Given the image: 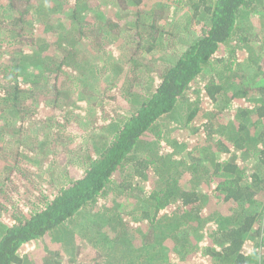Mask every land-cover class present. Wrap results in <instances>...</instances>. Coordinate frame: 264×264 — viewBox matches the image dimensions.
I'll return each instance as SVG.
<instances>
[{
	"label": "trees",
	"instance_id": "obj_1",
	"mask_svg": "<svg viewBox=\"0 0 264 264\" xmlns=\"http://www.w3.org/2000/svg\"><path fill=\"white\" fill-rule=\"evenodd\" d=\"M257 44L264 0H0V264H264Z\"/></svg>",
	"mask_w": 264,
	"mask_h": 264
},
{
	"label": "rangeland",
	"instance_id": "obj_2",
	"mask_svg": "<svg viewBox=\"0 0 264 264\" xmlns=\"http://www.w3.org/2000/svg\"><path fill=\"white\" fill-rule=\"evenodd\" d=\"M258 22L259 21V15H255L254 17H253V15L250 17V19L248 20V22ZM244 23H246V20H244L243 21ZM243 23V24H244ZM251 31H254V27H251ZM244 33H247V32H244ZM258 44L257 45H255L254 47H255V50H254V47H253V50L256 52V54H257V56L259 55V52L260 53H262L263 51H264V49H262V50H259V48H258ZM264 48V47H263ZM149 58V57H148ZM148 58H146L145 59V61L148 59ZM256 58H258V57H256ZM162 59V58H161ZM94 63H97V64H101L98 60H96V61H93ZM97 69H101L102 71H103V69H104V66L103 65H98V68ZM251 74H253V72L251 71L250 72ZM142 76H144V75H142ZM144 77H146V86H145V88L146 87H148L153 81H154V78L152 77V76H150L149 78H147V76L145 75ZM254 78H257V77H255L254 76ZM124 79H129V78H124ZM102 83V82H101ZM101 83H99L98 84V86L96 87V89L93 91V93L90 95L87 91H86V88L83 90V97H79L78 99H82V98H84V99H86L87 100V102H88V106H87V108H89V109H91V104H93L94 103V101H95V93H97V91L99 90V91H102V89L100 90V85H101ZM109 83H113L114 85L116 84L115 83V81H112V80H108V84ZM116 85H118V84H116ZM125 85L126 86H128V83L126 82L125 83ZM115 87L116 86H114V87H112V89H115ZM112 89H110L109 91H111ZM143 90L144 89H141V88H138V85H135V88L133 89V94H132V98H135L136 96L137 97H139V95L140 94H143ZM76 93H77V91H75ZM80 92V90L78 91V93ZM112 95H114V93H110V96H112ZM136 100H137V98H136ZM180 112H181V106H179L178 107V109H176V111L173 113V114H169V115H167L165 118H164V120H162L161 122H162V127H163V130H166V129H169V127L170 126H173L174 125V122L175 121H177L176 119H177V117H178V115L180 114ZM93 113H90L89 114V117L92 115ZM174 128V127H173ZM172 128V129H173ZM162 130V131H163ZM171 130V129H170ZM163 132H165V131H163ZM76 133V132H75ZM73 134V133H72ZM173 135L172 136H175V134L176 133H172ZM170 134H168V136H169ZM96 136H99V135H96ZM98 139V138H97ZM77 141H79L80 139L79 138H77L76 139ZM93 140H94V137H93ZM95 141V140H94ZM160 144V143H159ZM160 147H161V144L159 145ZM144 150L145 149H143V148H141V150H138L137 152H136V154L138 155L139 153H142V152H144ZM28 176H29V178H30V180H32L35 184H36V182H37V179L39 178H36V174L35 173H32V174H30L29 172H28ZM40 180V179H39ZM29 185V184H28ZM29 188L31 189V187L29 186ZM35 189H36V187H35ZM26 196L28 197L29 195L26 193ZM17 198L20 200V201H22L21 200V196L19 195V196H17ZM24 202V201H23ZM22 203V202H21ZM23 204H26V206H25V208L26 207H30L29 205V203L27 202V201H25V203H22V205ZM4 205L5 206H7V203L4 201ZM102 206V205H101ZM100 205L99 206H97V208H90V207H88V208H85V209H83V211L82 212H80L79 214H77L76 215V218H75V220H74V222L72 223V222H70L69 224H67L68 225V228L67 229H64L65 230V232H62V234H60V232H57V233H55L56 234V236H61L62 237V241H61V239H59V241H61L62 242V245L59 247V249L60 250H65V251H69V247H68V245L69 244H67V242L69 241H67V237H66V235L67 234H69V236H70V234L72 233H77V232H79V231H88L89 229H90V231H96L97 230V227L95 226V224H93L94 222H92L95 218L97 219L99 216L97 215V212H100V210H102V208H103V206L101 207ZM128 208H130L131 207V205H128L127 206ZM100 217H102L103 218V215L102 216H100ZM83 227V228H82ZM100 232H102V230H100ZM66 233V234H65ZM71 234V235H72ZM73 237H76L75 236V234L73 235ZM66 241V242H65ZM73 243H74V240H73ZM71 244V243H70ZM67 245V246H66ZM73 245V244H72ZM30 246V245H29ZM28 246V247H29ZM52 249H54L55 248V246H53V245H49ZM67 249H66V248ZM42 246H38V245H33V248H31L30 250H32V252L29 250V248H26V250H25V252H24V254L26 253V254H30V258H31V261L33 260L34 261V259H38V257H39V254H41L42 253ZM69 248V249H68ZM25 249V248H24ZM96 247L93 245V244H89V245H87L86 243H82V252H85V251H88L85 255H87V256H92L91 257V263H94V261H99L100 260V258H96V254H101V252H99V251H96ZM30 252H29V251ZM90 253H92L91 255H90ZM28 254V255H29ZM39 261V260H38ZM38 261H36V262H38ZM36 262H31V263H29V264H37ZM88 263H90V262H88ZM172 264H181V262L179 261V260H177V261H175L174 260V262L172 263ZM185 264H189V261L187 262V263H185ZM190 264H194V261L193 262H191Z\"/></svg>",
	"mask_w": 264,
	"mask_h": 264
}]
</instances>
